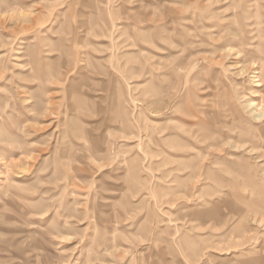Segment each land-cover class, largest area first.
Wrapping results in <instances>:
<instances>
[{"label": "rangeland", "instance_id": "1", "mask_svg": "<svg viewBox=\"0 0 264 264\" xmlns=\"http://www.w3.org/2000/svg\"><path fill=\"white\" fill-rule=\"evenodd\" d=\"M257 75L264 0H0V264H264Z\"/></svg>", "mask_w": 264, "mask_h": 264}, {"label": "bare ground", "instance_id": "2", "mask_svg": "<svg viewBox=\"0 0 264 264\" xmlns=\"http://www.w3.org/2000/svg\"><path fill=\"white\" fill-rule=\"evenodd\" d=\"M262 62H263V60L260 59L256 63L255 67L261 66ZM256 74H258V73H256ZM257 77H258V79H257L258 82H260V83L264 82L262 79H260V77L258 75H257ZM247 106L249 107L250 105L248 104ZM256 108H257V110H256V114H255V118L254 119L261 121L263 119V117H264V99L261 100V103H259ZM261 122L263 124L264 121L262 120Z\"/></svg>", "mask_w": 264, "mask_h": 264}]
</instances>
